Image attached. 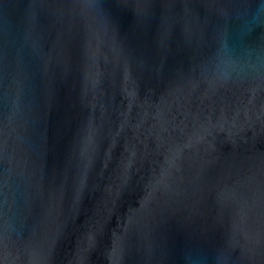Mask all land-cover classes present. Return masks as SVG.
<instances>
[{
    "label": "water",
    "instance_id": "obj_1",
    "mask_svg": "<svg viewBox=\"0 0 264 264\" xmlns=\"http://www.w3.org/2000/svg\"><path fill=\"white\" fill-rule=\"evenodd\" d=\"M0 264H264V0H0Z\"/></svg>",
    "mask_w": 264,
    "mask_h": 264
}]
</instances>
